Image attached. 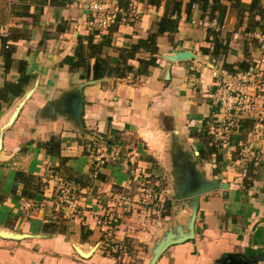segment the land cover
Instances as JSON below:
<instances>
[{
	"label": "crops",
	"instance_id": "crops-1",
	"mask_svg": "<svg viewBox=\"0 0 264 264\" xmlns=\"http://www.w3.org/2000/svg\"><path fill=\"white\" fill-rule=\"evenodd\" d=\"M86 1L48 2L42 8L33 5L29 10L32 17H24L13 15L15 8H23L19 0H0V88L19 81V62L25 63L29 76L21 95L9 96L0 110V196L4 197L0 229L28 237L19 241L0 238V264H130L126 261L129 254L122 263L102 251L107 242L97 221L107 211L121 217L115 239L128 248L136 243L143 246L147 250L144 264H148L151 247L159 237L172 225H184L191 213L184 201L172 199L170 162L165 161H169L170 135L175 133L206 175L229 187L200 197L194 239L170 247L156 264H219L226 255L264 257V164L247 166V177L240 178V150L255 117L249 114L240 120L229 148L214 142L209 128L221 113L220 105L211 99L220 81L214 75L213 61L222 70L224 63L231 65L237 74L244 71L242 66L248 68L264 58V32L260 27L247 31L254 22L264 25V20L250 11L254 0H239L238 8L221 0L225 7L222 21L217 11L211 14L212 7L204 11L201 5L190 7L191 0H183L177 28L156 40V66L148 75H137L139 59L152 56L141 51L128 62L133 72L124 78L114 73L120 61L115 49H129L146 39L167 13L168 2L162 0L156 7L148 4L149 0H138L143 8L138 21L118 25L114 33H96L84 25ZM263 1L259 5L264 9ZM218 27L223 30L216 32ZM90 36L94 43L104 44L106 66L101 79L94 74L95 59L88 72L82 68L71 71L64 63L75 54L79 37ZM7 37L8 45L14 47L9 71L2 55V39ZM221 44L227 45L226 52ZM179 51H189L196 58L165 60L166 55ZM79 84H85L83 129L65 117L48 120L43 116L49 102ZM34 86L18 118L6 127L14 106ZM53 137L60 141L61 158L42 147ZM97 137L103 140L99 143ZM141 171L154 185L162 186L166 199L161 209L140 213L134 209ZM18 172L41 179L35 198L22 197ZM57 178H69L75 187L81 183L72 180L83 178L89 185L75 193L73 211L63 212L57 206ZM235 182H239L238 188L233 186ZM123 194L127 201L122 200ZM125 203H130L127 209ZM95 246L89 258L76 250L91 252Z\"/></svg>",
	"mask_w": 264,
	"mask_h": 264
},
{
	"label": "built area",
	"instance_id": "built-area-1",
	"mask_svg": "<svg viewBox=\"0 0 264 264\" xmlns=\"http://www.w3.org/2000/svg\"><path fill=\"white\" fill-rule=\"evenodd\" d=\"M69 1L73 4L77 2L82 4V0ZM83 5L88 14L84 25L89 32L108 31L114 26L138 21L143 14L142 3L138 0H128L127 7H121L120 0H87ZM214 30L220 32L223 28L218 27ZM262 41L264 43V33ZM213 65L214 75L219 77L220 81L218 92L212 94L211 99L215 104L220 105L221 110L220 118L213 120L209 126L210 136L214 142L219 143V146L223 148L231 147L230 137L238 129L240 120L249 114L255 117L248 138L240 150V163L243 166L240 178L244 179L248 174L246 169L248 165L260 166L264 164V58L237 74L226 69L222 70L217 66L216 61H213ZM250 92H254V94L250 95ZM191 124L193 125L194 122ZM102 140L101 137H98L99 143ZM105 148L102 147V150ZM51 178L53 177L51 176ZM56 180L60 184L57 204L59 210L73 211L77 206L75 193L79 191L80 187L85 186L78 184L79 186L75 187L62 178ZM137 180H139L138 204L148 210L161 209V205L166 199L164 193L159 192L157 186L151 184L150 177L145 172L141 171ZM239 185V182L233 184L235 188H238ZM86 188H89V185ZM121 198L123 201H127L124 195ZM129 206L130 203H125V207ZM120 218L115 212L107 211L98 219L97 224L107 242L103 253L105 251L114 253L117 256L116 260L123 263L128 255V246L115 239V230Z\"/></svg>",
	"mask_w": 264,
	"mask_h": 264
},
{
	"label": "trees",
	"instance_id": "trees-1",
	"mask_svg": "<svg viewBox=\"0 0 264 264\" xmlns=\"http://www.w3.org/2000/svg\"><path fill=\"white\" fill-rule=\"evenodd\" d=\"M19 1L23 5L22 6L23 8H15V10H13L14 11L13 15L15 16L24 15V17H32L29 14V10L30 7L33 5L42 8L48 2H50L53 5H58V4L63 5L66 1L69 0H19ZM127 1L128 0H120L121 7H127ZM229 1L232 5H234L235 8H238L240 6L239 0H229ZM161 2L162 0H149L148 4L158 7L161 4ZM167 2H168L167 13L156 24L153 25L152 30L146 39L139 40V42L133 44L129 49H118V48L115 49V51L119 53V57H120L119 64L117 68L114 70V73L117 74V77L124 78L127 73L133 72V68L131 65H128V62L130 60L136 59V55L141 51H148L147 53L150 52L152 56L150 59H139L140 66L136 74L148 75L150 73V69L156 66V60L153 57L157 49L156 40L158 37L164 35L169 31H173L177 28L181 13V7L183 4V0H167ZM211 3L210 0H191L190 7L193 4H199L201 5L204 11L209 7H212L211 14L213 15V13L217 11L219 13V14L217 13V15L219 16L218 19L219 21H222L225 15V7L222 5L221 0H213V4ZM259 3L260 0H254L251 5L250 11L253 12V14L255 11L261 17V20H264V9L260 7ZM20 10H22V12ZM173 16H175L176 19H173ZM251 27L252 28L251 29L248 28L247 31H251L253 28L256 27H260L261 30L264 32V25L262 26L259 23L254 22ZM116 28L117 26L112 27L110 29L111 33H114L116 31ZM214 35H216L215 40H219L217 36L218 34H214ZM92 37L93 36H90L88 38L79 37V44L77 46L75 54L72 57H67L64 60V63L70 67L71 71H78L79 69L82 68L83 70L88 72L90 70V61L92 59H95L97 62L96 65L94 66V74L98 79H101L104 76V71L106 66V60L105 58L102 57L104 44L94 43ZM8 41H9V37L2 39V45H3L2 55L5 60L6 71H9V68L11 66L12 63L11 58L13 55V48H14L13 46L8 45ZM216 46H218V42L216 43ZM221 46L223 48H226L224 49V52H226L227 45L223 46V44H221ZM24 66H25L24 62L18 63L20 78L16 84L6 83L3 88H0V110L2 109V103L5 102L9 96L19 97L23 91V88L28 85L29 76L25 74ZM224 68L231 73H235L232 71V66L228 65L227 63H224ZM242 68L245 71L249 67L247 68L245 66H242L241 69ZM84 77L85 76L83 75V78ZM109 141L113 143L112 140ZM42 147L50 155H54L61 158L60 141L56 140L55 137L51 138L49 142L43 144ZM69 180L71 181V179L67 178V181ZM16 181L19 184L23 185L22 197L29 199L35 198L37 193H39V191L41 190L40 188L41 179L26 174L24 172L17 173ZM72 181L74 183L77 182L82 184L83 178H80L79 180L74 179ZM3 201H4V197L0 196V204Z\"/></svg>",
	"mask_w": 264,
	"mask_h": 264
},
{
	"label": "water",
	"instance_id": "water-1",
	"mask_svg": "<svg viewBox=\"0 0 264 264\" xmlns=\"http://www.w3.org/2000/svg\"><path fill=\"white\" fill-rule=\"evenodd\" d=\"M165 60L169 62H182L193 60L196 57L189 51H179L166 55ZM85 84H79L68 92L62 94L61 98L54 102H49L42 110L43 116L48 120H54L58 116L68 118L70 122L83 129V111H84V95L83 88ZM36 86L22 95L19 102L14 106L9 117L6 127L13 125L18 118L19 113L25 103L31 98ZM169 154V175L172 179L173 196L175 201H184L191 211L184 225L178 223L168 227L163 236L151 247V258L148 264H156L161 256L172 246L182 244L193 240L195 237V223L199 209V199L205 194L217 189H227L229 186L219 180L209 178L202 170L195 155L189 151L185 144L181 142L175 135H170ZM3 139L0 134V150L2 149ZM28 236L25 234H17L4 229H0V238L9 240H23ZM97 246L91 248L92 252L86 256L82 252H89L76 248L78 253L89 258ZM90 250V251H91ZM264 262V257L252 255H226L219 264H259Z\"/></svg>",
	"mask_w": 264,
	"mask_h": 264
},
{
	"label": "rangeland",
	"instance_id": "rangeland-1",
	"mask_svg": "<svg viewBox=\"0 0 264 264\" xmlns=\"http://www.w3.org/2000/svg\"><path fill=\"white\" fill-rule=\"evenodd\" d=\"M165 142V141H164ZM167 142V141H166ZM165 150V149H164ZM165 162H168V164H169V161H165ZM85 184H87L86 182H83L81 185L82 186H86ZM151 184H153V182H151ZM154 185V184H153ZM160 188V189H159ZM163 188H162V186L161 185H159V186H157V190L159 191V192H163V190H162ZM165 189H167V188H165ZM164 193V192H163ZM124 195V194H123ZM164 195H165V193H164ZM125 196V195H124ZM126 197V196H125ZM126 209H127V207H126ZM134 209H137L138 210V213H140V211H142V210H148L147 208H145L144 206H140L139 204H138V202H136V207L134 208ZM153 210V209H152ZM138 213H136V215L138 214ZM159 227V226H158ZM159 239H160V237H159ZM102 251H104V250H102ZM147 250L143 247V246H141L140 245V247H139V244H129V248H128V254H129V256H130V259H128L127 258V260L126 261H128L130 264H144L145 262H146V259H147ZM108 255L110 258H114V259H116V254H114V253H110V252H106L105 251V254L104 255ZM130 260V261H129Z\"/></svg>",
	"mask_w": 264,
	"mask_h": 264
},
{
	"label": "bare ground",
	"instance_id": "bare-ground-1",
	"mask_svg": "<svg viewBox=\"0 0 264 264\" xmlns=\"http://www.w3.org/2000/svg\"><path fill=\"white\" fill-rule=\"evenodd\" d=\"M92 252V251H91ZM91 252H88V253H90L91 254Z\"/></svg>",
	"mask_w": 264,
	"mask_h": 264
}]
</instances>
